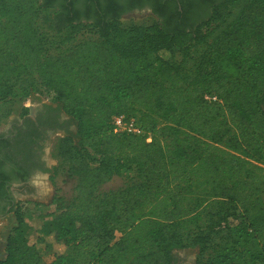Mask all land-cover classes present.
<instances>
[{"label": "trees", "instance_id": "obj_1", "mask_svg": "<svg viewBox=\"0 0 264 264\" xmlns=\"http://www.w3.org/2000/svg\"><path fill=\"white\" fill-rule=\"evenodd\" d=\"M124 11L0 0V102L44 92L74 126L56 145L74 196L38 243L50 264H173L191 248L194 264H264V0L155 7L150 24ZM119 115L142 134L114 133ZM114 177L124 187L100 192ZM14 216L0 264H40Z\"/></svg>", "mask_w": 264, "mask_h": 264}, {"label": "flooded vegetation", "instance_id": "obj_2", "mask_svg": "<svg viewBox=\"0 0 264 264\" xmlns=\"http://www.w3.org/2000/svg\"><path fill=\"white\" fill-rule=\"evenodd\" d=\"M42 1L63 6L72 16L73 10L81 15L87 11L89 17L94 18L99 13L102 14V10L112 6L125 10L120 17L144 12L154 20L160 19L154 11L155 7L167 13L171 9L180 10L181 3L191 2V0H39V3ZM207 10L208 5L193 6L189 23L199 20ZM6 126V129L0 132V219L14 216L18 201L21 199L26 201L42 199V182L50 180L49 157L53 141L55 137L62 138L67 132H73L71 119L63 114L52 100L36 102L24 115L20 111L19 115Z\"/></svg>", "mask_w": 264, "mask_h": 264}, {"label": "rangeland", "instance_id": "obj_3", "mask_svg": "<svg viewBox=\"0 0 264 264\" xmlns=\"http://www.w3.org/2000/svg\"><path fill=\"white\" fill-rule=\"evenodd\" d=\"M154 19L147 13L138 12L136 14L121 17L123 23L150 24ZM41 31L48 35L49 24L39 22ZM47 33V34H46ZM89 35H82L77 38L80 40ZM52 96L44 92H39L23 99L16 94L11 99L0 102V132L6 129V125L14 117H17L23 108L30 109V106L41 100H50ZM74 131V126H73ZM60 136L55 137L49 161L51 163L50 180L42 182V199L37 201H18L17 210L22 217V229L29 245H34L40 254V264H50L52 252L46 250L44 245L38 243V238L46 234L52 221V213L56 208V200L62 199L68 202L74 196V187L76 180L69 179L65 174V166L56 156V145ZM41 181V180H40ZM125 185L124 177H114L111 181L100 187V192L114 191L123 188ZM16 226L15 216H8L0 219V260L5 257V241L9 232ZM196 249H186L174 251L175 264H194L196 258Z\"/></svg>", "mask_w": 264, "mask_h": 264}, {"label": "built area", "instance_id": "obj_4", "mask_svg": "<svg viewBox=\"0 0 264 264\" xmlns=\"http://www.w3.org/2000/svg\"><path fill=\"white\" fill-rule=\"evenodd\" d=\"M207 100H215L214 97L205 96ZM112 126L114 133H126L133 135H141L142 130L132 117H125L123 115L114 116L112 119ZM150 139L148 138L147 141Z\"/></svg>", "mask_w": 264, "mask_h": 264}]
</instances>
